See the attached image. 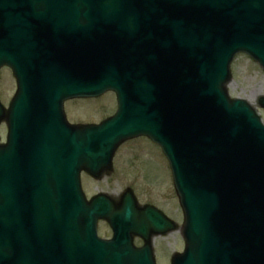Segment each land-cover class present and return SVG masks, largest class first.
<instances>
[{
    "label": "water",
    "instance_id": "water-1",
    "mask_svg": "<svg viewBox=\"0 0 264 264\" xmlns=\"http://www.w3.org/2000/svg\"><path fill=\"white\" fill-rule=\"evenodd\" d=\"M239 53L264 70V0H0V67H12L19 81L12 113L0 106L9 126L0 146V264H63L92 248L97 264H156L153 235L176 225L131 193L112 208L108 244L94 232L81 239L73 207L62 202L81 189L82 170L108 171L117 147L138 136L162 147L183 208L186 249L172 264H264V125L250 103L229 97ZM107 90L118 98L113 118L66 122L65 100ZM38 113L43 121L33 124ZM36 130L49 142V177L23 180L14 162L18 174L31 147L24 143L19 158L16 144ZM22 188L47 191L38 240L12 219L10 195ZM133 235L145 239L142 249Z\"/></svg>",
    "mask_w": 264,
    "mask_h": 264
},
{
    "label": "rangeland",
    "instance_id": "rangeland-1",
    "mask_svg": "<svg viewBox=\"0 0 264 264\" xmlns=\"http://www.w3.org/2000/svg\"><path fill=\"white\" fill-rule=\"evenodd\" d=\"M7 70L0 72V98L7 103L13 93V78ZM233 80L228 88L232 98L245 99L255 103L264 95V72L248 56H238L232 64ZM117 109L113 93L97 99L69 102L67 113L74 124H95L112 116ZM263 113V112H262ZM87 193H106L118 196L131 189L140 203L150 204L164 211L174 222L182 225L183 214L173 186L167 161L156 146L144 138L123 144L117 151L115 165L99 179L84 176ZM109 235V231H104ZM159 264H168L174 252H180L184 245L179 230L170 236L157 238L154 243Z\"/></svg>",
    "mask_w": 264,
    "mask_h": 264
},
{
    "label": "flooded vegetation",
    "instance_id": "flooded-vegetation-1",
    "mask_svg": "<svg viewBox=\"0 0 264 264\" xmlns=\"http://www.w3.org/2000/svg\"><path fill=\"white\" fill-rule=\"evenodd\" d=\"M1 99V98H0ZM5 129V127H4V125H2L1 127H0V130H4ZM2 141H4V140H2ZM85 194H86V197H87V199L88 200H91L94 196H95V193H93V194H89V193H87L86 191H85ZM98 226H99V234H100V236L102 237V238H105V239H108V238H110V236L108 235H104V231H109V225H108V223H106V222H104V221H100L99 222V224H98ZM140 243L138 242V245H139Z\"/></svg>",
    "mask_w": 264,
    "mask_h": 264
},
{
    "label": "bare ground",
    "instance_id": "bare-ground-1",
    "mask_svg": "<svg viewBox=\"0 0 264 264\" xmlns=\"http://www.w3.org/2000/svg\"><path fill=\"white\" fill-rule=\"evenodd\" d=\"M257 99V98H256ZM168 236H170V235H168ZM158 237H155V240L157 239ZM155 242V241H154Z\"/></svg>",
    "mask_w": 264,
    "mask_h": 264
}]
</instances>
